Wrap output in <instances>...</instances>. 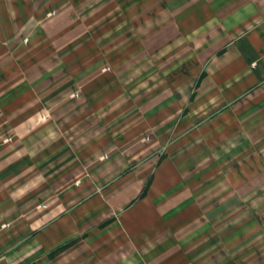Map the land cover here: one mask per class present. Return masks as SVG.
<instances>
[{
	"label": "clouds",
	"instance_id": "clouds-1",
	"mask_svg": "<svg viewBox=\"0 0 264 264\" xmlns=\"http://www.w3.org/2000/svg\"><path fill=\"white\" fill-rule=\"evenodd\" d=\"M0 76V264H264V0H0Z\"/></svg>",
	"mask_w": 264,
	"mask_h": 264
},
{
	"label": "rangeland",
	"instance_id": "rangeland-1",
	"mask_svg": "<svg viewBox=\"0 0 264 264\" xmlns=\"http://www.w3.org/2000/svg\"><path fill=\"white\" fill-rule=\"evenodd\" d=\"M117 2L119 3H124V0H117ZM0 79H3L2 76H0ZM24 162H21V164H15L13 166H11L10 168L6 169L5 172L0 173V180L6 179L9 175L14 174V173H18V171L20 170V167Z\"/></svg>",
	"mask_w": 264,
	"mask_h": 264
},
{
	"label": "crops",
	"instance_id": "crops-1",
	"mask_svg": "<svg viewBox=\"0 0 264 264\" xmlns=\"http://www.w3.org/2000/svg\"><path fill=\"white\" fill-rule=\"evenodd\" d=\"M247 47H248L249 50H251V46H250V45H247ZM9 97H10V99H9V104H11V103L13 102V100L16 99V92L10 93V94H9ZM164 159H165L164 157L161 158V164L163 163V160H164ZM153 179H154V177H153ZM197 179H198V178H197ZM146 191H147V190H146Z\"/></svg>",
	"mask_w": 264,
	"mask_h": 264
}]
</instances>
